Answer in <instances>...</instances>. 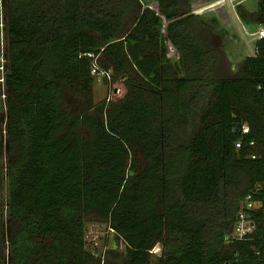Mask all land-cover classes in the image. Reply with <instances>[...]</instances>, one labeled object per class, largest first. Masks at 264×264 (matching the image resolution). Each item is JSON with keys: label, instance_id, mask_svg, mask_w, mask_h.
<instances>
[{"label": "trees", "instance_id": "16d2710c", "mask_svg": "<svg viewBox=\"0 0 264 264\" xmlns=\"http://www.w3.org/2000/svg\"><path fill=\"white\" fill-rule=\"evenodd\" d=\"M3 1L0 264L8 246L10 264H106L87 248L88 216L109 222L125 264H264V38L228 76L191 0ZM237 12L264 27V0ZM94 61L125 93L75 112L66 96L93 100ZM249 196L255 230L231 239Z\"/></svg>", "mask_w": 264, "mask_h": 264}, {"label": "rangeland", "instance_id": "374dc122", "mask_svg": "<svg viewBox=\"0 0 264 264\" xmlns=\"http://www.w3.org/2000/svg\"><path fill=\"white\" fill-rule=\"evenodd\" d=\"M194 8V12L200 15L203 19V22L206 26L212 29L216 36L218 43L222 46L224 50V54L226 55V70L225 73L228 76L236 75L239 70V61L236 62L233 60V56L230 54V51L234 53L233 49L236 51L241 49V53H243V59L239 60L243 61L246 57L254 55L255 53V42L260 38V33L258 32L264 31V27L253 24L256 18H259V15H256L252 20L249 21L248 24L254 25L256 30L250 31V29L246 28L243 21L238 19L237 16V8L240 5L243 10L251 12H256L259 10L262 0H191ZM151 6L153 8L156 7L155 3L151 2ZM2 7L4 8V1ZM236 11V14L234 12ZM4 12V9H3ZM249 15V14H248ZM240 18V17H239ZM243 23H242V22ZM239 40L236 47L234 46V41ZM216 43V40H215ZM233 44V45H232ZM235 47V48H234ZM6 49V40L4 37V33L0 31V78L4 77L3 74L6 71L4 68V64H6V58L3 57ZM168 55L171 61L175 64L180 63V54L174 48L171 43H168ZM235 57L237 55L234 54ZM231 60H233L231 62ZM231 63V64H230ZM3 79V78H1ZM95 85L93 91V100L87 101L82 99L80 96L75 94H70L66 96L67 105L71 108V110L77 112L81 109L85 108L90 113H95L96 107L100 104L108 103L109 101H115V99L122 97L125 93V84L124 81H113L112 75L110 80L99 79L95 77ZM3 81V80H2ZM4 82L0 83V131L2 132V153H3V165H4V181H3V193L2 200L3 205L5 207L6 213L9 206L10 201V182L8 176V145L7 142V109H6V94H5ZM81 134L83 137H89V131L87 128H81ZM135 154H133V158L136 164V168L140 170L144 166L143 155L142 152L134 150ZM132 162V161H131ZM128 166L129 175H134V171L131 170V163ZM259 204H257L256 208H259ZM8 215V214H7ZM85 237L87 242V248L94 253L97 258L102 260L106 259V264H125L126 263V246L122 240H118L115 232L111 227H109V222L106 220L95 217L88 216L86 218V229H85ZM228 243V242H227ZM229 244V243H228ZM161 245H157L154 248L153 253L157 254V251H161ZM117 254L114 257V254ZM160 253V252H158ZM7 263L11 262V251L8 246L7 249ZM155 260H158L157 255L153 257Z\"/></svg>", "mask_w": 264, "mask_h": 264}, {"label": "built area", "instance_id": "2783aa9c", "mask_svg": "<svg viewBox=\"0 0 264 264\" xmlns=\"http://www.w3.org/2000/svg\"><path fill=\"white\" fill-rule=\"evenodd\" d=\"M2 5H3V0H0V31L2 33H4V31H3V29H4V12H3V9L4 8L2 7ZM259 33H260V38L258 40H261L264 38V31L258 32L257 34H259ZM112 74L113 73L111 70H106V69L101 68L100 65L97 63V61H94L93 65H92V75L94 77H97L99 79L110 80ZM2 80L3 79H0V83L4 82V80L3 81ZM242 133H243V135H247L250 133V128L248 125L243 126ZM242 142L243 141L240 140L236 146L238 148H240L242 146ZM251 144H253V143H251ZM253 158H256V157L253 156ZM256 206H257V203L252 201L251 196L247 197L246 210H243L239 213V215H238L239 222L235 227L234 233L230 237L231 239H244L254 232V230H255L254 221L251 219V217L249 216V214L247 212H248V210L256 209ZM158 245H160V244H158ZM158 252H161V251H157V253Z\"/></svg>", "mask_w": 264, "mask_h": 264}, {"label": "crops", "instance_id": "0c3cea01", "mask_svg": "<svg viewBox=\"0 0 264 264\" xmlns=\"http://www.w3.org/2000/svg\"><path fill=\"white\" fill-rule=\"evenodd\" d=\"M234 12H235V14H236V11L234 10ZM256 12H258V11H256ZM256 12H252V13H256ZM238 16V15H237ZM239 20H240V18L239 17H237ZM242 22V21H241ZM243 23V22H242ZM244 25H246L245 23H243ZM253 24H255V23H253ZM246 28H248V29H250V31H254V30H256V28L257 27H255L254 25H252V26H249L248 24L246 25ZM237 42H239V40L237 39V41H234V46L236 47V45H235V43L237 44ZM257 42V41H256ZM256 42H255V44H256ZM233 45V44H232ZM255 46V45H254ZM234 47V48H235ZM234 50V53L232 52V51H230V54L233 56L232 58H233V60H235L236 62H240V60H239V58L240 59H243L244 57H243V53H241L242 51H240L241 49L239 48V50L238 51H236V49H233ZM234 54L235 55H237V57H235L234 56ZM251 56H253V55H251Z\"/></svg>", "mask_w": 264, "mask_h": 264}, {"label": "flooded vegetation", "instance_id": "af4514ba", "mask_svg": "<svg viewBox=\"0 0 264 264\" xmlns=\"http://www.w3.org/2000/svg\"><path fill=\"white\" fill-rule=\"evenodd\" d=\"M254 55H256V52L254 53ZM233 60H231V62H232ZM231 64V63H230Z\"/></svg>", "mask_w": 264, "mask_h": 264}, {"label": "water", "instance_id": "95a60500", "mask_svg": "<svg viewBox=\"0 0 264 264\" xmlns=\"http://www.w3.org/2000/svg\"><path fill=\"white\" fill-rule=\"evenodd\" d=\"M105 82H106V79H105Z\"/></svg>", "mask_w": 264, "mask_h": 264}]
</instances>
